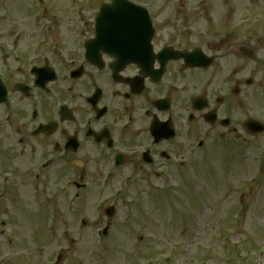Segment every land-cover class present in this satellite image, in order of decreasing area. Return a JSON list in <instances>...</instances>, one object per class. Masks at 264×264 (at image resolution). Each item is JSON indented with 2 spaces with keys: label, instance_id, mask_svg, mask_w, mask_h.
<instances>
[{
  "label": "flooded vegetation",
  "instance_id": "obj_1",
  "mask_svg": "<svg viewBox=\"0 0 264 264\" xmlns=\"http://www.w3.org/2000/svg\"><path fill=\"white\" fill-rule=\"evenodd\" d=\"M206 6L198 13L177 9L175 16L182 19H163V35L155 25L152 41L155 53L165 48L195 52L202 65L189 68L182 60L169 61L159 78H144L138 92L132 82L139 76L135 65L113 71L107 55L100 54L102 66L89 59L85 44L94 37L90 29L82 37L40 35L30 23L6 20L13 51L6 57L10 64L0 68V218L6 213L8 173L9 185L16 172L17 181L43 186L54 195L56 186L65 191V184H72V167L78 169V162L83 174L91 169L106 183L118 179L104 175L117 156L135 176L163 182V151L171 145L155 142L152 135L159 129L157 138L163 137V124L188 150L198 143L201 125L217 126L228 138L235 128L244 134V122L234 121L235 105L264 109V0L241 4L249 23L239 33L231 30L238 19L230 4ZM152 67L156 71L160 65L155 61ZM238 94L241 103H236ZM213 113L216 121L209 125L206 118ZM260 118L264 123V115ZM142 136L153 142L147 153L150 164L134 152L142 146ZM5 224L0 220V231Z\"/></svg>",
  "mask_w": 264,
  "mask_h": 264
},
{
  "label": "rangeland",
  "instance_id": "obj_2",
  "mask_svg": "<svg viewBox=\"0 0 264 264\" xmlns=\"http://www.w3.org/2000/svg\"><path fill=\"white\" fill-rule=\"evenodd\" d=\"M66 1L55 0L50 4L55 3L56 10L63 11ZM99 1L104 0L95 2ZM178 2L179 0L158 1L155 10L159 13V19L162 21L166 15L174 13L171 10L160 11V4H168L169 9H174ZM190 9L192 7L188 6L185 11ZM18 13L17 18L24 20L26 14L21 10ZM66 16L78 17L77 11L70 10ZM189 39L192 44V39ZM162 41L163 38L160 44ZM227 149L225 150L228 151ZM231 149H236L235 153L232 151L230 155L215 156L212 151L208 153V158L205 153H201L203 149L199 151L194 148L187 154L184 153L190 158L201 180L196 190L202 197L197 202L193 203L188 199L185 188L180 187L185 184L186 176H179L177 173L173 175V179L178 181V188L165 186L163 193L154 195L141 190L143 187L135 186L133 191V188L130 189L128 197L116 201L120 207L119 218L100 249L94 244L93 232L105 222L95 228H83L81 220L88 223L91 221L85 214L72 213L70 219H65L57 213L56 218L52 219L55 225L50 228L49 213L36 219L22 215L24 238H31L33 243L29 250L30 263L53 264L56 256L61 254L60 264H163V256L172 253L169 248L174 246L177 261L184 260V263L194 258L197 262L205 261L206 264H256L257 261L264 264V178H260L261 182L256 184L257 187L246 185L257 169L256 160L260 151L254 147ZM243 192L246 194L245 198L242 196L244 202L239 203ZM142 198L145 207L138 206ZM192 204L196 215V219L193 215V229L189 236L183 232L178 236L181 219L184 217L183 227L187 214L172 213L170 206L180 205L184 208ZM240 208L243 211L235 216L236 210ZM237 219L238 222H235ZM32 223L36 225L34 230L29 229ZM139 237L142 241L138 240ZM220 244L223 247H219Z\"/></svg>",
  "mask_w": 264,
  "mask_h": 264
}]
</instances>
